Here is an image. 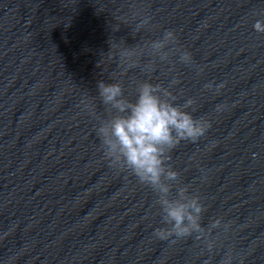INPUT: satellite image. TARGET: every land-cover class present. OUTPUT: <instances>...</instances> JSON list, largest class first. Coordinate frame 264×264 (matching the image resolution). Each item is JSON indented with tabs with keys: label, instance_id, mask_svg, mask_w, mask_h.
Returning <instances> with one entry per match:
<instances>
[{
	"label": "clouds",
	"instance_id": "1",
	"mask_svg": "<svg viewBox=\"0 0 264 264\" xmlns=\"http://www.w3.org/2000/svg\"><path fill=\"white\" fill-rule=\"evenodd\" d=\"M146 23L143 21L138 29ZM253 28L264 33V22L257 20ZM175 42L174 32L166 30L162 38L149 42L145 48L152 56L166 61L170 53L165 49ZM177 51L180 52V62H192L190 52ZM211 87V84L205 85V88ZM97 91L102 103L114 113L99 121L96 127L104 157L112 165L129 170L140 183L157 193L156 202L162 208L165 226L157 228L154 234L162 240L170 236L186 238L194 233L203 234L201 218L206 209L200 197L191 194L185 186L179 189L177 199L170 200V186L165 183V180L179 181V173L168 163L171 151L181 141L196 142L210 127L203 118H194L187 111L193 100L189 98L183 106L177 105L171 91L147 81L139 85L135 100L124 95L119 83L99 80ZM220 223L216 220L210 227H219Z\"/></svg>",
	"mask_w": 264,
	"mask_h": 264
}]
</instances>
